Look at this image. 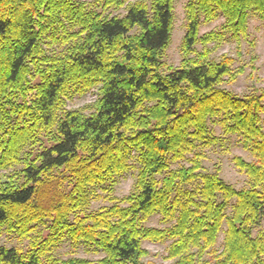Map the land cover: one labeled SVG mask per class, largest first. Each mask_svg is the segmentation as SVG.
Returning <instances> with one entry per match:
<instances>
[{
    "label": "trees",
    "instance_id": "16d2710c",
    "mask_svg": "<svg viewBox=\"0 0 264 264\" xmlns=\"http://www.w3.org/2000/svg\"><path fill=\"white\" fill-rule=\"evenodd\" d=\"M174 3L0 0V169L14 167L0 178V264H156L147 241L169 242L167 264H264V88L224 86L245 71L235 63L264 0H188L178 67L164 61ZM228 41L237 57L216 59ZM93 88V104L67 109ZM231 137L253 157H233L241 189L204 166ZM156 215L163 226L149 224ZM64 241L103 255L63 259Z\"/></svg>",
    "mask_w": 264,
    "mask_h": 264
},
{
    "label": "rangeland",
    "instance_id": "374dc122",
    "mask_svg": "<svg viewBox=\"0 0 264 264\" xmlns=\"http://www.w3.org/2000/svg\"><path fill=\"white\" fill-rule=\"evenodd\" d=\"M188 0H175L174 3V22L172 29L171 42L166 50V55L164 61L175 67L180 66L182 60L181 44L186 33V12L185 7ZM223 19L220 18L217 21L211 23H204L200 29V34H203L212 29L218 28L222 23ZM255 41V46L250 45V41ZM47 41V46L49 51H55L59 49L57 44H49ZM237 44L234 41H228L224 43L217 51L213 54L216 59H218L222 54L228 53L237 57ZM200 49V46H198ZM240 56L236 60L235 66L238 67L242 64L245 66V71L241 74L238 79L232 84H225L224 86L240 95H244L252 92L256 88H264V25L256 14L252 13L249 23V36L242 40ZM97 88H93L90 92L85 95H75L73 98L67 101V109H79L87 107L93 104L98 98ZM89 112V111H88ZM263 126H264V115ZM217 135L221 134V129L219 126L215 127ZM241 156L244 159L251 161L253 159L252 155L245 150L238 142V138L231 137L225 142L224 145H218L209 151L208 158L204 161V166L210 171H214L217 166H220V175L228 183L234 185L237 189H241L247 185V176L238 170L235 166L233 157ZM14 170V167H9L7 169H0L1 180H7V175ZM136 179V172L130 170L124 173L122 176H118L115 179L114 193L123 197L127 195L133 187L134 181ZM102 196L106 195L104 189L99 191ZM108 204L105 198H100L93 202V208H98L100 206ZM152 226H163L160 222V216H154L150 222ZM260 229H264V218L262 219ZM259 230L257 228L255 233ZM224 234L221 233L218 240V247H221ZM1 241L7 245L21 244L25 247L28 244V240L20 241L14 235L4 234ZM169 242L156 243V242H145L144 247L150 252V255L146 258L147 261H152L156 264H167L170 261L165 258L167 254V246ZM57 253L63 259L74 257H83L91 260H97L103 254L88 251L83 246L74 248L70 242L64 241L60 244L57 249Z\"/></svg>",
    "mask_w": 264,
    "mask_h": 264
}]
</instances>
